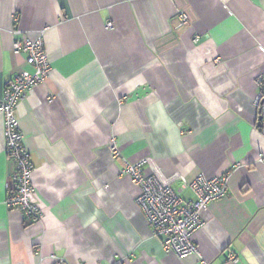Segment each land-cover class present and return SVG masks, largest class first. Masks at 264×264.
<instances>
[{
	"label": "crops",
	"instance_id": "0c3cea01",
	"mask_svg": "<svg viewBox=\"0 0 264 264\" xmlns=\"http://www.w3.org/2000/svg\"><path fill=\"white\" fill-rule=\"evenodd\" d=\"M180 12L188 14L181 23ZM112 22L113 27H106ZM43 31L51 71L17 106L34 169L25 221L5 203L13 163L0 119V264H201L165 252L121 172H147L191 198L200 173L227 194L191 235L208 264H264V133L254 100L264 72V0H0V95L31 71L12 51ZM197 36L198 40L194 41ZM114 138L120 150L113 158Z\"/></svg>",
	"mask_w": 264,
	"mask_h": 264
},
{
	"label": "built area",
	"instance_id": "2783aa9c",
	"mask_svg": "<svg viewBox=\"0 0 264 264\" xmlns=\"http://www.w3.org/2000/svg\"><path fill=\"white\" fill-rule=\"evenodd\" d=\"M178 18L181 23H187L189 19L186 12H180ZM106 27L112 28V22L108 21ZM12 32L19 35L12 41V51L22 55L32 70L22 69L16 72L0 95V119L4 127L5 153L13 163V171L6 185L4 203L8 208L18 209L25 221L30 222L42 219L43 209L30 199L31 193L34 192L32 183L34 166L24 144L17 106L26 98L27 92L33 86L49 76L51 66L49 55L44 49L43 31L33 39L19 29H13ZM193 40L197 41L198 37L195 36ZM257 82L259 89L254 104L258 112V127L264 133V72L258 76ZM109 149L113 158L119 156L120 150L114 138L110 139ZM260 158L264 161L263 155ZM144 163V160L136 163L125 162L121 172L138 187L136 201L151 228V234L161 240L165 252H172L178 258L197 254L201 264H208L200 255L191 235L204 224L201 212L205 206L227 194L228 173L213 177L198 174L187 185L192 197L185 198L181 195L180 189L163 184L154 173L147 172ZM51 256V264H65L63 257ZM237 260L234 252L226 254L228 263L234 264Z\"/></svg>",
	"mask_w": 264,
	"mask_h": 264
}]
</instances>
